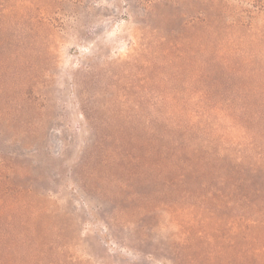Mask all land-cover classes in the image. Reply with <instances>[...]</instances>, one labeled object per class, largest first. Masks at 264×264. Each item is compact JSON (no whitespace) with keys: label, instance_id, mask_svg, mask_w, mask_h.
<instances>
[{"label":"rangeland","instance_id":"rangeland-1","mask_svg":"<svg viewBox=\"0 0 264 264\" xmlns=\"http://www.w3.org/2000/svg\"><path fill=\"white\" fill-rule=\"evenodd\" d=\"M254 205L264 0H0V264H264Z\"/></svg>","mask_w":264,"mask_h":264},{"label":"trees","instance_id":"trees-1","mask_svg":"<svg viewBox=\"0 0 264 264\" xmlns=\"http://www.w3.org/2000/svg\"><path fill=\"white\" fill-rule=\"evenodd\" d=\"M180 128H182L181 125H177L173 129H171L172 134L171 133L170 134H164V133H161V132L154 130L153 143H154V146L157 148L156 152L158 155V159L165 149H171L172 151H174L173 155H175L176 151L181 152V151H185V150L190 149V148L194 149L197 146V144L195 142H193L192 139H191L190 143H187L185 141L184 135H187V136H191V135L189 134V132H187L183 129H180ZM177 131H179L181 134L177 135V133H178ZM168 136H171V137H169V139H167ZM181 156L182 155H180V157ZM184 162H187V160H184ZM190 166L191 165H189L188 167H190ZM188 167L182 163H180V164L172 163L171 169H172V172L174 174H178L182 178L186 175L187 171L189 170ZM196 171L197 170L193 168V169H191L190 172L193 173ZM222 179L225 181V177H222ZM233 187L235 188V185H233ZM211 188L212 189H211L209 195H207L206 199L203 200V203L205 206L204 208H206L208 210H213V208L215 206L214 205H206V203L208 202L207 200L213 201L214 199L217 198L218 193L222 191L221 187L217 186L215 184L212 185ZM211 204H212V202H211ZM229 204H231L230 199H226L224 201V204L221 203V207H227V205H229ZM237 208H238V212H240V213H237L236 215H234V217H232V219H234L233 221H237L240 224H245L246 222H248L247 225H253V223H255L257 221L264 223V207H259V206L257 207V205H254V207H253L254 213L253 214L257 217L256 218L252 217L251 219H246V217H245L246 215H244V213H243V212L247 211L248 207H247V209H246V206L241 207V208L237 207Z\"/></svg>","mask_w":264,"mask_h":264}]
</instances>
